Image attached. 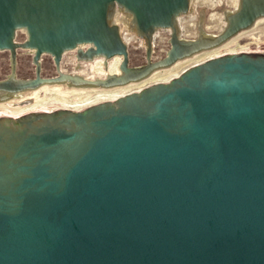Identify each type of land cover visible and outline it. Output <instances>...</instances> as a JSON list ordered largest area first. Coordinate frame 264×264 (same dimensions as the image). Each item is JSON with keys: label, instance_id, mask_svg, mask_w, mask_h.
Instances as JSON below:
<instances>
[{"label": "water", "instance_id": "obj_1", "mask_svg": "<svg viewBox=\"0 0 264 264\" xmlns=\"http://www.w3.org/2000/svg\"><path fill=\"white\" fill-rule=\"evenodd\" d=\"M259 19L264 0H0V104L139 83ZM0 264H264V45L0 108Z\"/></svg>", "mask_w": 264, "mask_h": 264}, {"label": "rangeland", "instance_id": "obj_2", "mask_svg": "<svg viewBox=\"0 0 264 264\" xmlns=\"http://www.w3.org/2000/svg\"><path fill=\"white\" fill-rule=\"evenodd\" d=\"M250 45H257V46L264 45V19H261L257 23V25L254 29H251L249 31L242 33L237 38L232 40L230 42V44L228 43V44L223 45L222 47H219L215 50L204 52V53H201V54H199L193 58H189L187 60L179 62L175 67H173L171 69L160 70V72L158 71V73L155 74L156 78L154 80L150 79L146 83L148 84L152 81L167 79L168 77H170L171 75H174L176 73L179 74L185 67L191 65L192 63L199 61L205 57H208L210 55H213L215 53L221 52L223 50L245 47V46H250ZM147 84H145V85H147ZM134 88H139V85H131L130 90L134 89ZM50 92L51 93L48 94V91L46 89L45 92L35 102L32 103L33 105L32 104H30V105L34 106L35 104L41 103V102L45 101L46 99H48V100L50 99L49 100L50 102L55 101V100H53V98H55L56 96L57 97L58 96L63 97L61 94L63 91L50 90ZM85 92H94V91H85ZM73 98H75V97L74 96L70 97V99H73ZM2 106H5V105H0V108H5V107L10 108L8 106H5V107H2ZM28 106L19 107V108H10V109H22V108L26 109V107H28ZM31 106H29L28 108H30ZM15 111H17V110H15ZM24 114H26V113H24ZM19 115H22V114H19Z\"/></svg>", "mask_w": 264, "mask_h": 264}, {"label": "bare ground", "instance_id": "obj_3", "mask_svg": "<svg viewBox=\"0 0 264 264\" xmlns=\"http://www.w3.org/2000/svg\"><path fill=\"white\" fill-rule=\"evenodd\" d=\"M261 19H259L256 23H255V25L254 26H252L251 28H249L248 30H246V31H249V30H251V29H254L255 27H256V25H257V23L260 21ZM246 31H244V32H246ZM244 32H242V33H244ZM241 33V34H242ZM241 34H239V35H241ZM239 35H237L236 37H234L233 39H231L230 41H228V42H226L225 44H223V45H226V44H230V42L232 41V40H234L235 38H237ZM222 45V46H223ZM222 46H220V47H222ZM217 48H219V47H217ZM217 48H214V49H211V50H208V51H212V50H215V49H217ZM208 51H206V52H208ZM204 53V52H203ZM195 57V56H194ZM193 58V57H192ZM178 64V63H177ZM177 64H174V65H172V66H169V67H167V68H164V69H166V70H168V69H171V68H173V67H175ZM164 69H162V70H164ZM160 72V71H159ZM156 73H158V71L157 72H155L154 74H152L151 76H149V77H147L146 79H144L143 81H141V82H139V83H135V84H131V85H139V88H137V89H140V87L142 88L143 86H145V84H147L146 82H148L150 79H152V80H154L155 78H156ZM176 74H178V73H176ZM131 85H126V86H122V87H117V88H113V89H97V90H83V91H78V92H68V91H63L61 94H62V96L63 97H55V98H53V100H55V101H58V102H62V103H67V104H70V105H72V104H75V103H77V102H79V101H81V102H84V101H88L89 99H91V98H93L94 96H96V95H98V94H105V95H108V94H117V93H120L121 91H129L130 90V87H131ZM47 91H48V94L49 93H51L50 92V90H48L47 89ZM85 91H94V92H85ZM95 93V94H94ZM72 96H74L75 98H73V99H70V97H72ZM50 100V99H49ZM48 99H46L45 101H43V102H41V103H38V104H35L34 106H31L30 104H32V103H30V104H27V105H25V106H31L30 108H28V107H26V109L24 108H22V109H10V108H12V107H10V108H7V107H5V106H2V107H5V108H3V109H6V110H8L9 112H11L12 114H15V115H19V114H22V115H24V113H28V112H30V111H32V110H34V109H36V108H38V107H40V106H42V105H45V104H47V103H49L50 101H49ZM1 105V104H0ZM22 107H24V106H22ZM15 110H17V111H15ZM19 110V111H18Z\"/></svg>", "mask_w": 264, "mask_h": 264}, {"label": "flooded vegetation", "instance_id": "obj_4", "mask_svg": "<svg viewBox=\"0 0 264 264\" xmlns=\"http://www.w3.org/2000/svg\"><path fill=\"white\" fill-rule=\"evenodd\" d=\"M33 105V104H32Z\"/></svg>", "mask_w": 264, "mask_h": 264}]
</instances>
